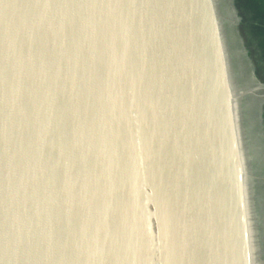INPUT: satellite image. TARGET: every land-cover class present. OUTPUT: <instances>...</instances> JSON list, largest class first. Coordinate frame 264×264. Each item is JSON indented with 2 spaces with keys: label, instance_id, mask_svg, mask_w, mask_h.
<instances>
[{
  "label": "water",
  "instance_id": "water-1",
  "mask_svg": "<svg viewBox=\"0 0 264 264\" xmlns=\"http://www.w3.org/2000/svg\"><path fill=\"white\" fill-rule=\"evenodd\" d=\"M235 0H0V264H264V145Z\"/></svg>",
  "mask_w": 264,
  "mask_h": 264
},
{
  "label": "trees",
  "instance_id": "trees-1",
  "mask_svg": "<svg viewBox=\"0 0 264 264\" xmlns=\"http://www.w3.org/2000/svg\"><path fill=\"white\" fill-rule=\"evenodd\" d=\"M240 32L257 74L264 79V0H235Z\"/></svg>",
  "mask_w": 264,
  "mask_h": 264
},
{
  "label": "flooded vegetation",
  "instance_id": "flooded-vegetation-1",
  "mask_svg": "<svg viewBox=\"0 0 264 264\" xmlns=\"http://www.w3.org/2000/svg\"><path fill=\"white\" fill-rule=\"evenodd\" d=\"M247 49V47H246ZM245 64H247V68L249 71V79L251 83L259 88L262 87L264 89V79L261 78L260 75L257 74V69L252 58L248 55L246 57ZM256 111L257 115L260 117V128L263 133V145H264V99L256 101Z\"/></svg>",
  "mask_w": 264,
  "mask_h": 264
}]
</instances>
